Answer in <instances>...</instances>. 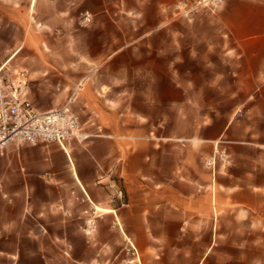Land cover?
I'll list each match as a JSON object with an SVG mask.
<instances>
[{
	"label": "crops",
	"instance_id": "crops-1",
	"mask_svg": "<svg viewBox=\"0 0 264 264\" xmlns=\"http://www.w3.org/2000/svg\"><path fill=\"white\" fill-rule=\"evenodd\" d=\"M174 1L23 0L18 10L0 6L17 23L12 33L24 34L29 18L42 23L62 20L83 3L96 19L88 34L103 38L92 46L102 58L107 51L121 52L133 45L134 49L149 45L157 50L143 62L152 67L153 100L143 104L136 100L129 110L135 118L129 124L126 116L121 117L128 111L126 103L120 98L118 109L112 107L111 93L92 79L93 84L73 102L76 109L92 113L81 123V132L88 137L82 141L74 138L73 151L68 149L67 155L60 144L46 143L10 146L0 157V182H5L6 191L2 195L0 190V225L6 227V238L13 244L0 249V264H30L29 259L60 264L71 255L84 257L80 246L72 251L62 248L65 238L74 239L75 223L64 225L55 235H32L25 227L30 225L32 210L42 213L52 201L71 204L72 188L91 201L109 204V211L119 210L118 222L126 227L145 264H264V0H224L216 13L200 16L199 36L209 32L221 41L191 43L188 57L183 58L170 54V43L159 47L152 40L141 42L145 35L154 38L160 29L154 28V7L161 13ZM111 3L117 7L112 8ZM127 14L138 16L140 23L129 31L120 25V34L140 36L129 43L105 40L110 33L101 32L98 19L106 18L104 24L110 26V19L117 16L121 24ZM145 21L150 29H143ZM20 48L5 49L2 66L15 59ZM160 49L167 50L165 57H160ZM111 56L109 52L107 59ZM177 62L197 65L198 76L214 94L199 101L190 84L195 80L189 76L192 69H175ZM73 64L78 67L79 58ZM80 79L71 74L64 81L65 88L56 87L63 91L55 89L54 100L52 94L32 93L29 84L34 98L30 100L44 111L61 107ZM61 96L65 101L58 105ZM117 113L118 122L108 123L109 133L93 132L103 127L100 123L95 126L96 114ZM225 151L230 158L226 169L220 160ZM115 166L128 201L122 206L106 196ZM7 196H11L9 200ZM112 219L108 214L99 221V241L110 245L108 252L115 257L122 235L119 229L109 228ZM34 238L41 247L28 250ZM85 256L90 258L93 252L88 249Z\"/></svg>",
	"mask_w": 264,
	"mask_h": 264
},
{
	"label": "rangeland",
	"instance_id": "rangeland-1",
	"mask_svg": "<svg viewBox=\"0 0 264 264\" xmlns=\"http://www.w3.org/2000/svg\"><path fill=\"white\" fill-rule=\"evenodd\" d=\"M178 1L179 0H175L173 3L166 4L164 9L161 10V13L154 7V28L160 26V29L154 32V38H152L153 35H145L141 42L150 43L152 40L154 45L159 47H166V45L170 43L172 45L171 50H169L170 54L175 58H183L188 57L189 51L187 45L191 43L201 40L203 42L221 41V39L216 38L212 33L207 31L203 37L202 35L199 36L198 31L200 28L197 23L200 16L214 14L220 7L215 12H211L207 9H200L189 16L184 14L176 15L174 13V6ZM22 4H24L23 0H0V6L5 9L18 10L22 8ZM114 4L115 3L110 4L112 8L117 7ZM172 4L174 5L171 6ZM6 12L7 11L3 12L0 10V67L6 61L5 49L21 45L16 58L8 62L4 66L2 72L10 69L11 74H13L16 70H26L28 79L27 97L29 99L34 100L31 95V90L29 89V84H31L32 93H36L38 96L41 94H52V98L50 97V99L54 100L57 97L55 96L54 98L55 89H57V93H60V91L65 88L64 81L66 79L69 80L71 74H74L78 75L79 79L86 77L83 80L80 79L75 84L74 90L78 86L81 87L77 94L82 91H87V88L93 84L92 79H94L95 85H102L103 83L105 86L102 89L111 93L110 105L112 107L117 106L115 109H118L119 99L121 98V101L126 103L128 110L126 115L122 114L121 117L126 116L129 124V122L133 121L135 118V114L129 112L130 107L135 104V101L141 100L143 104L153 98L154 91L150 83L152 78V67L143 64V62L146 58L154 56V53L157 54V50H153L151 48L152 46L149 45H143V49H134L133 45L121 52L115 50L107 51L105 53L106 56L102 58L103 56L100 55V52L92 48V46L98 40L101 42L103 38L102 36H100V38L95 35L93 36L91 33L88 34L91 30L92 23L96 19L94 14L86 9L83 3H80L78 8L74 9L72 16L69 14L68 17L62 18V20L59 18V20H53L51 23H42L38 19L29 18L26 22V27H24V34L21 32L12 33L17 23L12 20ZM126 16V20H123L121 24L117 22V16L116 18L110 19V26H107L108 23L104 24V22H107L106 18L98 19L97 25L99 29H101V32L103 30H108L110 33L104 36L105 40L110 39L111 41H116V43L119 41L129 43L140 36L139 33L133 32L120 34V25L129 31L135 24L140 23V18H138V16L132 14H127ZM142 27L143 29H150L147 21H145ZM180 44L185 48L179 49ZM109 52L112 56L110 59H107ZM159 52L161 54L160 57H165L167 50L160 49ZM194 56H197V54ZM77 58H79L80 61L78 67L73 64ZM96 58L97 60L99 59V62L95 61ZM174 68L180 70L192 69L191 71L194 73L192 72V75L189 76L195 80L190 84L192 90L196 92V97L199 101L204 102V96L214 94L211 89L205 86L206 82H203L202 78L198 76L197 65L192 67L190 65L183 66L177 62ZM154 69H156V67H154ZM158 69H160V67H158ZM62 79L63 81H61ZM58 85H61L62 89L56 88ZM201 87L203 88L199 91ZM64 101L65 98L61 96V98H58V105L63 104ZM141 101H139L140 104ZM72 107L77 113L80 123H85L89 117L92 116L91 112H87L83 109H76L73 105ZM111 110L113 109L110 108V111ZM118 116V113L110 116L108 114L105 116L96 114L94 116L95 126L100 123L103 127L93 132L97 134L109 133L107 130L108 123L110 122L111 124L113 120L118 122ZM25 145L31 144L25 143L20 147ZM74 145L75 142L72 140V151ZM227 155L228 152L225 151L222 153V159H220L221 165H225L224 169H226V164H228V160H230ZM117 168V166L113 167L110 172L111 178L107 183L108 193L106 196L109 201L112 200L114 204L122 206L127 204L128 201L126 199V190L122 178H120L115 171ZM49 180L52 181L50 177ZM0 183L2 185L0 186V190L2 195H4L6 193L4 188L5 182L2 181ZM69 194L72 202L71 204H67L63 201H52L48 204L46 209L41 211L42 213L32 210L29 216L30 225L25 226L27 232L32 235L40 232L47 235H55L56 232H62L64 225L67 228L70 223H75V230H72L71 226H69L70 232L72 230L71 236L74 239L65 238V240L62 241V248L72 251L80 246L79 249L83 250L84 257L80 256L76 259L71 255L68 256V261L64 260L63 263L61 262L60 264H145L139 248L127 232L126 227H121L118 222L117 217H120L119 210L101 211V209L97 208L98 206L105 209H111L112 206L103 203V201H91L84 193H78L74 188L70 189ZM10 197L11 196H7L5 199L9 200ZM108 214L113 215L109 228L112 230L119 229L122 235V242L117 244L115 257L114 255L110 256L109 253L111 252H108L112 247L99 241L101 231L98 223ZM44 219L47 221L45 224L42 222ZM6 232V227L0 225V249H8L13 246V244L8 241V238H6ZM34 239L35 241L31 242L26 247L28 250L40 249L41 245L38 239ZM42 244L45 243L43 242ZM259 244L261 247L262 243H256V246ZM88 249L93 252V256L90 258L85 256ZM29 261L30 264H39L34 259H29ZM57 264H59V262Z\"/></svg>",
	"mask_w": 264,
	"mask_h": 264
},
{
	"label": "built area",
	"instance_id": "built-area-1",
	"mask_svg": "<svg viewBox=\"0 0 264 264\" xmlns=\"http://www.w3.org/2000/svg\"><path fill=\"white\" fill-rule=\"evenodd\" d=\"M223 1L179 0L174 13L189 16L200 9L215 12ZM3 68H0V156L10 146L51 142L60 144L68 155L66 148L72 149L74 138L82 141L88 137L81 132L79 117L72 107L80 86L63 106L44 111L27 97V71L16 70L11 74L10 69L2 72Z\"/></svg>",
	"mask_w": 264,
	"mask_h": 264
},
{
	"label": "bare ground",
	"instance_id": "bare-ground-1",
	"mask_svg": "<svg viewBox=\"0 0 264 264\" xmlns=\"http://www.w3.org/2000/svg\"><path fill=\"white\" fill-rule=\"evenodd\" d=\"M5 64H6V63H5ZM66 149L68 150L69 148H66ZM69 150H70V149H69ZM67 152H68V151H67ZM97 208H98V209H101V211H102V210H104V211H109L108 209L101 208V207H99V206H98Z\"/></svg>",
	"mask_w": 264,
	"mask_h": 264
}]
</instances>
